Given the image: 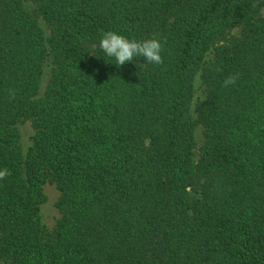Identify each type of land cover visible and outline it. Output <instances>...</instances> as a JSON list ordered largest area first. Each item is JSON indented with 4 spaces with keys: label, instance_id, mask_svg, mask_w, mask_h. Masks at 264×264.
Here are the masks:
<instances>
[{
    "label": "trees",
    "instance_id": "trees-1",
    "mask_svg": "<svg viewBox=\"0 0 264 264\" xmlns=\"http://www.w3.org/2000/svg\"><path fill=\"white\" fill-rule=\"evenodd\" d=\"M107 31L158 39L163 62L117 66ZM5 168L0 264H264V0H0Z\"/></svg>",
    "mask_w": 264,
    "mask_h": 264
},
{
    "label": "rangeland",
    "instance_id": "rangeland-1",
    "mask_svg": "<svg viewBox=\"0 0 264 264\" xmlns=\"http://www.w3.org/2000/svg\"><path fill=\"white\" fill-rule=\"evenodd\" d=\"M24 5L28 12H30L31 14L37 15V12H36L37 5L35 3L25 2ZM38 22L46 38L49 39L51 36L50 25L47 24L46 21L43 20L41 17H38ZM238 32L239 30L236 29L234 31V34ZM213 55H214V50H211L206 56L205 62L206 63L210 62L213 59ZM52 61H53L52 57L48 55L44 68H43L42 82H41L38 97L43 95L49 83V80L51 77ZM204 97H205V87L203 86V82L201 80V77L199 76L195 83V100H194V106H193V115L195 118L197 117L195 114V108L197 106V103L203 100ZM18 129L22 137L23 151L24 153H27L29 147L32 144L31 138L34 133L30 120H24L23 122H21L18 125ZM195 137H196V149L194 152V160L197 161L199 157V150L204 140L203 139V128L200 125L196 127ZM43 192L47 197V202L41 206L40 215H41L42 222L44 223V225L51 231L54 229L55 225L57 224L60 218V213L57 208V202L61 194L55 185L49 184V183L44 185Z\"/></svg>",
    "mask_w": 264,
    "mask_h": 264
},
{
    "label": "clouds",
    "instance_id": "clouds-1",
    "mask_svg": "<svg viewBox=\"0 0 264 264\" xmlns=\"http://www.w3.org/2000/svg\"><path fill=\"white\" fill-rule=\"evenodd\" d=\"M98 47L107 57L113 59L117 66L132 62L136 57H143L144 61L150 64H161L163 62L160 55L162 44L158 39L130 40L113 31H107L103 33ZM236 79V76H229L223 81L222 86L233 85ZM9 96L11 99L15 98L13 90H9ZM7 174L8 170L6 168L0 170V179L6 178Z\"/></svg>",
    "mask_w": 264,
    "mask_h": 264
}]
</instances>
